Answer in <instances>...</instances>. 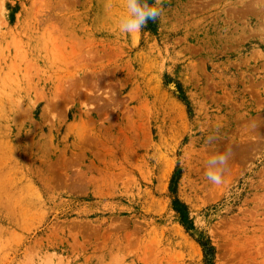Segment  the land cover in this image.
<instances>
[{
    "label": "rangeland",
    "instance_id": "obj_1",
    "mask_svg": "<svg viewBox=\"0 0 264 264\" xmlns=\"http://www.w3.org/2000/svg\"><path fill=\"white\" fill-rule=\"evenodd\" d=\"M123 4L0 0V264H264V0Z\"/></svg>",
    "mask_w": 264,
    "mask_h": 264
},
{
    "label": "clouds",
    "instance_id": "obj_2",
    "mask_svg": "<svg viewBox=\"0 0 264 264\" xmlns=\"http://www.w3.org/2000/svg\"><path fill=\"white\" fill-rule=\"evenodd\" d=\"M160 2L161 0H155V4ZM159 15L160 9L150 5L149 0H124L123 10L119 13L117 20L118 30L124 35L139 33L149 19L156 20ZM230 157L229 150L222 154L212 155L206 160L205 175L208 181L215 185L223 183V173ZM123 260V257L115 254L110 264H123ZM48 261V254L29 253L24 259V264H48Z\"/></svg>",
    "mask_w": 264,
    "mask_h": 264
}]
</instances>
